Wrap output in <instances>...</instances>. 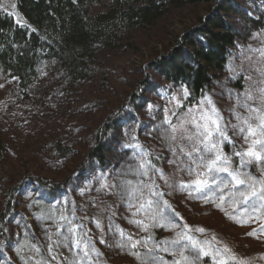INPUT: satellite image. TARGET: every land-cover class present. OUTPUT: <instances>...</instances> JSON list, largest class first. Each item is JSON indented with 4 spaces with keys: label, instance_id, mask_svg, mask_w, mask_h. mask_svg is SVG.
Masks as SVG:
<instances>
[{
    "label": "rangeland",
    "instance_id": "374dc122",
    "mask_svg": "<svg viewBox=\"0 0 264 264\" xmlns=\"http://www.w3.org/2000/svg\"><path fill=\"white\" fill-rule=\"evenodd\" d=\"M235 3L243 9L245 6H249L248 0H235ZM11 11L19 23H25L23 16L14 8ZM194 21L193 16L173 23L169 27L170 35H167L169 36L167 42L175 43L176 36ZM233 21L236 23V20ZM242 21L241 18L240 25L237 27V41L230 50L229 62L223 73L216 78L211 88L201 96L197 104L187 107L181 112L176 101L172 100V97H176L182 103L184 91L181 89L174 88L170 92L169 89L161 88L158 92L155 91L153 96L144 91L143 94L138 95L137 107L126 98L128 93L135 90L134 86H137V80L148 74L149 68L146 63L151 59L154 50H162L161 45L154 41V38L149 43H139V51L136 53L116 54L110 59L112 82L109 87L99 88L84 84L79 87L77 92L71 95L66 94L69 100H63L65 96L62 97V92L57 90L58 86H62V84L59 83L61 76L57 68L54 67L55 63L51 62L40 66L37 76L28 85L25 92H22L13 77L0 70V133L5 137L7 147L3 169L0 170V201L4 196L6 179L20 177L25 172L34 173L39 177L52 178L54 181H61L71 175L70 182H73L78 212H83L82 206L98 209L95 216L88 215L90 220L87 218L85 227L82 229L83 237L79 240L90 242L89 247H94L101 253L97 259L102 264H128V260L132 264H150V262L137 259L133 254L139 252L144 255L147 249L142 245L135 249L131 248L130 244L125 247L117 246L128 235L132 237V242L137 240H140L142 244L147 242L149 248L154 247L157 243L165 242L156 254L161 258L160 264H173V260L179 257L172 252L167 242L176 240L185 234L190 236L193 241L199 242L212 240L213 237H216V241L213 242L214 247L222 249L226 246L238 260L247 261L248 264H264V231L261 230L264 227V214H254L249 222L239 223L233 217L240 218L241 209L247 205H240L233 212L230 202L225 203L221 209L216 206L219 203L216 197H212L214 202H206L204 194L191 188L181 190L178 187H170L169 185L181 181L190 183L196 179L195 175H189L176 163L170 162L186 160V157L179 155V152L182 147L187 151L189 142L186 139H181V134H178L177 140L172 145V149L178 154L174 156L173 150L170 149L163 137V129L167 128V125L157 129V125H161L164 120L165 110H167L172 123L176 124L188 109L197 110L201 107L200 102L205 97H209L223 118L221 123L225 132L233 141L231 143L224 141L221 144L225 155L231 157L232 162L235 161L234 168H239L258 178H264V171H262L264 165L253 163L241 167L239 157L234 155L235 151L246 150L247 145L239 135H233L232 125L237 124L238 121L232 110L235 109L242 117H247L248 111L240 107L237 100L243 99L244 93L247 91L256 97L254 101H249L255 108L260 104L258 89L264 88V55H261V51L264 50V29L249 28ZM157 36L156 33L155 38ZM149 105L152 106L151 111H149ZM202 107L209 106L203 105ZM113 110H119L122 113L120 114L122 119L115 123L113 128L108 129L104 140L114 155L111 166L123 167L126 164L124 171L119 173L116 178L111 167L104 171L95 162L88 163L82 171L76 170L75 165L85 153L90 133L102 118ZM197 115H199L198 112ZM187 128L190 133L194 132L191 125H187ZM55 131L62 134L63 145H69L71 148V153L65 157L55 153L52 144L47 139L46 134ZM144 151L150 153L146 159L150 160L152 165L157 161V165L154 167L162 170V174L168 180L167 184L164 179L160 178V174L151 168L148 177H138L133 174L132 170L140 162V155ZM125 167L128 168L125 169ZM200 171L204 172L205 170L201 169ZM213 176H215L217 184L220 180L231 183L226 173L201 176V179H207L208 183L215 188ZM125 180H131L134 184L138 180L154 182V192L159 195H153L144 189L142 197L137 193L139 199H133L122 189V183ZM105 185L107 187H104ZM243 190V186L239 189L230 188L225 191V195L229 191ZM205 194L212 196L210 192H207V189ZM64 196L65 193H57L53 196L52 202L54 203V198L61 201ZM147 199L155 201L158 207L154 206L147 211L136 213V208L131 205L143 203ZM30 205L33 204L27 200L22 204L25 207H30ZM35 207H30V210L26 212L22 210L21 206L15 208L16 215L12 220V224L15 225L14 232L20 229L23 233L28 234L26 227L24 229L22 224L19 226L21 219L26 218L33 221L34 224L29 237L31 239H33L32 234L34 235L41 229L51 240H55L62 233L66 235L61 227L56 225L51 227L54 219L47 211L50 209L45 210L47 215L42 210H37L38 206ZM118 208L123 209L121 214L119 211L117 212ZM125 210L127 211L125 212ZM48 216L51 218L45 222ZM133 220H142L147 226V231L135 223H130ZM118 223L127 227L128 231L122 229L125 237H121L119 234L118 230L121 228ZM98 224L99 226H97ZM197 228H203L205 232H198ZM114 231L118 233H114ZM252 232H255V235H249ZM156 234L160 237L155 238ZM4 236L6 235L1 236L0 234V257L5 259L8 249H11L9 257H15V250L19 252L18 256L22 257V249L15 248L17 238L3 240ZM62 238L59 249L64 252L63 248L67 247L74 254L72 264H76L77 255L80 257L82 252L74 246V242L69 244V239L66 236ZM181 243L188 245L190 242L182 240ZM99 245L105 250L110 248L109 251L112 255L104 258ZM164 247H169V251H163ZM197 254V250L191 247L186 251V255L190 256L194 264H214L210 256L201 255L199 259H196ZM52 256L54 255L52 254ZM13 259L15 260V258ZM92 259H86L83 264H94ZM78 261H80L79 258ZM2 264H6V262ZM229 264H234V262L230 261Z\"/></svg>",
    "mask_w": 264,
    "mask_h": 264
},
{
    "label": "trees",
    "instance_id": "16d2710c",
    "mask_svg": "<svg viewBox=\"0 0 264 264\" xmlns=\"http://www.w3.org/2000/svg\"><path fill=\"white\" fill-rule=\"evenodd\" d=\"M248 2L249 6L243 9L235 0H0V70L13 77L25 92L40 66L55 63L54 67L61 76L59 83L62 84L56 89L62 92V97L65 96L63 100H69L66 94L77 92L84 84L109 87L112 82L110 59L116 54L136 53L139 43H149L154 38L162 50H154L146 63L148 74L137 80L135 90L126 98L137 107L138 95L144 91L153 96L161 88L187 90L188 95L183 97L179 108L181 112L197 104L223 73L229 62L230 50L237 41L240 19L249 28L264 29V0ZM13 8L23 16L25 23L15 19ZM193 16L195 21L176 36L175 43L167 42L169 27ZM120 114L119 110H113L93 129L85 153L75 165L76 170L82 171L88 163L95 162L104 171L111 167L116 178L124 171L126 164L123 167L111 166L114 155L104 140L108 129L122 119ZM55 132L47 133V139L55 153L65 157L71 153V148L63 145L62 134ZM6 149L5 137L0 133V170L3 169ZM234 162L233 168L236 166ZM153 164L156 166L157 161ZM71 179L69 175L61 181H54L27 172L20 177L6 179L4 196L0 201V234L6 235L3 240L17 238L15 248L22 249L23 256L19 257L15 250V257H9L11 249H8L6 258L0 257L1 261L6 264H25V261L36 264L41 260L47 264L73 263L74 254L67 247L61 251L60 241L63 236L69 239V244L82 238L85 222L87 218L90 220L88 215L95 216L98 209L82 206L83 212H78ZM57 193H65V196L61 201L54 198L53 203L52 198ZM26 200L33 204L31 208L38 206L37 210L46 214L45 210L50 209L47 211L55 223H51V227H61L66 235L62 233L51 240L41 229L32 234L31 239L34 224L26 218L21 219L19 226L26 227L28 234L20 229L14 232L15 208L21 206L25 212L30 210L29 206H22ZM118 211L121 214L123 209L118 208ZM50 218L48 216L45 222ZM118 225L128 231L122 223ZM69 228L75 229L74 235ZM154 237L160 236L156 234ZM50 245L55 260L49 253ZM36 248H39V253ZM100 248L104 258L112 255L110 248ZM96 252L101 254L98 250ZM90 256L94 264H102L96 253ZM78 258L77 255L76 264H83L86 260L78 261ZM1 261L0 264L3 263ZM128 264L132 262L128 260Z\"/></svg>",
    "mask_w": 264,
    "mask_h": 264
},
{
    "label": "snow or ice",
    "instance_id": "6c2138e0",
    "mask_svg": "<svg viewBox=\"0 0 264 264\" xmlns=\"http://www.w3.org/2000/svg\"><path fill=\"white\" fill-rule=\"evenodd\" d=\"M261 55H264V50L261 51ZM258 92L260 93V104L255 108L252 107L249 101H254L256 97L247 91L244 93L243 99L237 100V104L248 111L249 115L247 117H242L235 109L232 110L238 121L237 124L232 125L233 135H239L247 145L246 150L234 152V155L240 159L241 167L253 163L264 165V88L258 89ZM183 95L185 98L187 97V90L184 91ZM172 100L176 101L178 107L182 106L181 102L177 100L176 97H172ZM200 103L201 107L195 111L193 109H188L183 118H179L176 124L172 123L168 117L167 110H165L164 120L161 125H157V129L162 128L163 125H167V128L163 129V137L170 149L173 150L174 156L178 154L172 149V145L177 140L178 134H181V139H186L189 142L188 150L185 151V148L182 147L179 152V155L186 157V160H173L170 162L176 163L189 175L196 176V179L190 183L181 181L169 186L178 187L181 190H188L191 188L196 192L204 194L206 202H214L212 201V197H216V199L219 200L216 206L221 209H223L225 203L230 202L233 212H235L240 205H247V207L241 209L240 218L233 217L236 219V222L247 223L252 219L254 214H264V178L252 176L247 172L241 171L239 168H233L231 166V157L225 155L221 148V144L224 141L233 142L232 138L225 132L224 126L221 123L223 118L214 102L209 97H205ZM203 105H208L209 107H202ZM151 109L152 106L149 105V111H151ZM197 112L199 115H197ZM187 125H191L194 132L190 133ZM149 155L150 153L146 151L140 155V162L135 169L132 170L133 174L138 177H148L149 169L151 168L157 174H160V178L164 179L167 184L168 180L162 174V170L155 169L151 161L146 159ZM201 169L205 171L201 172ZM262 171H264V169H262ZM214 173H226L231 183L229 184L224 180H220L217 184L215 176H213V184H215V188H213L212 185L208 183L207 179H201V176L213 175ZM241 186H243V191H229L227 195H225L227 189H239ZM104 187H107V185ZM122 189L127 195L132 196L133 199H139L136 195L137 193L142 197L144 189H147V191L153 195H159V193L154 192V182H146L144 180H138L135 184L131 180H125L122 183ZM206 189L207 192L212 194L211 197L205 194ZM189 194L191 195V192H189ZM131 206L136 208V213H139L140 211L152 209L154 206L158 207V204L151 199H147L143 203ZM226 215H229V213H226ZM70 223L71 222H69V224ZM130 223H135L142 227L144 231H147V226L144 225L142 220H133L130 221ZM97 226H99V224ZM185 227L187 226L185 225ZM261 230L264 231V227H262ZM118 231L121 237H125V233L122 229ZM196 231L203 233L205 229L197 228ZM69 232L74 235L75 229L69 228ZM249 235H255V232L249 233ZM149 239H151V237H149ZM182 240H188L190 243L188 245L182 244ZM214 241H216V237H213L212 240H205L203 242L193 241L190 236L185 234L167 243L170 245L172 252L179 257L173 260V264H194L190 256L186 255V251L189 247L197 250L198 254L196 259H199L202 255L206 257L210 256L214 264H229L230 261L234 262V264H248L247 261L238 260L226 246L222 249L214 247ZM101 243H104V241H101ZM163 243L165 242L157 243L154 247L149 248L147 242H143V244L140 240L132 242V237L128 235L126 239L121 242L120 246L125 247L130 244L131 248L135 249L142 245L147 251L144 255H141L139 252L133 253L137 259L150 262V264H160L161 258L156 253L161 249ZM89 244L90 242L82 241V239L74 240V246L82 252L79 260H91L92 257L90 256V252L99 255L94 247H89ZM48 250L49 253L52 252L51 245ZM162 250L168 252L169 247H164ZM36 252L39 253V248H36ZM52 259L55 260L56 257L52 256ZM25 264H27V261H25ZM36 264H47V262L41 260L37 261Z\"/></svg>",
    "mask_w": 264,
    "mask_h": 264
}]
</instances>
